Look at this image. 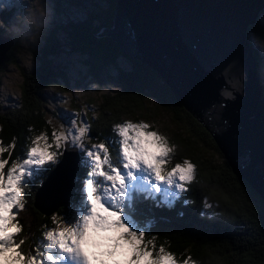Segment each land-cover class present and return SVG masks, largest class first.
Here are the masks:
<instances>
[{
    "label": "trees",
    "instance_id": "obj_1",
    "mask_svg": "<svg viewBox=\"0 0 264 264\" xmlns=\"http://www.w3.org/2000/svg\"><path fill=\"white\" fill-rule=\"evenodd\" d=\"M53 6L54 12L61 16L70 8L85 7L87 11L84 16H65V22L53 23L55 28L45 38L31 69L20 58L27 48L21 46L17 36L5 31V26L0 27V34L15 38L0 64V82L2 73L10 65L21 77L18 103L0 104V141L8 144L13 137L17 138L12 160L30 143L29 137L40 132L51 134L50 120L46 117L48 111L52 116L56 111L46 106L49 91L58 84L61 91L68 90L67 68L53 62L60 30L73 51L86 54L88 68L96 80L105 68L115 70L116 91L102 94L99 101L84 102L91 125L90 136L100 141L113 135V125L125 117L140 120L150 115L153 122L158 123L156 117L164 111L177 126L170 130L172 135L168 133L177 158L189 157L196 166L195 180L188 185L190 190L183 193L174 206H157L151 201L141 205L146 219L152 221L151 234L146 239L156 235V251L163 245L179 261L190 258L189 264H264V201L245 180L235 175L208 132L176 101L154 70L120 53L111 37H95L102 28L113 26L116 0H56ZM262 15L264 10L248 33L254 32L264 40ZM253 52L260 64V52L254 48ZM119 57L126 59L125 65H118ZM257 71L264 87V75L259 68ZM72 105L80 106L76 102ZM58 168L49 170L45 182ZM79 170L84 174L85 169L79 167ZM45 184L43 188L47 187ZM40 191L39 184L32 186V191L26 195L25 210L18 215L23 225L21 238L28 237L23 245L25 251L36 247L45 225L56 227L51 219L53 214L63 216L68 212L64 202L51 211L44 210L40 205L44 200ZM184 199L193 203L186 205ZM205 202L213 207L205 208Z\"/></svg>",
    "mask_w": 264,
    "mask_h": 264
},
{
    "label": "snow or ice",
    "instance_id": "obj_2",
    "mask_svg": "<svg viewBox=\"0 0 264 264\" xmlns=\"http://www.w3.org/2000/svg\"><path fill=\"white\" fill-rule=\"evenodd\" d=\"M84 116L63 113L58 129L29 137L15 160L17 138L0 141V264H189L190 258L179 261L163 245L156 251V235L146 239L152 221L141 205L174 206L190 190L196 166L184 159L167 170L175 146L144 121L116 124L113 135L90 143L91 125ZM66 152H75L86 171L76 177L68 212L53 214L56 227L45 225L36 247L25 251L28 237L21 238L18 215L26 195L32 186L44 187L46 174Z\"/></svg>",
    "mask_w": 264,
    "mask_h": 264
},
{
    "label": "water",
    "instance_id": "obj_3",
    "mask_svg": "<svg viewBox=\"0 0 264 264\" xmlns=\"http://www.w3.org/2000/svg\"><path fill=\"white\" fill-rule=\"evenodd\" d=\"M262 10L264 0H116L113 26L95 37L154 70L264 201V87L248 33ZM14 42L0 34V64Z\"/></svg>",
    "mask_w": 264,
    "mask_h": 264
},
{
    "label": "rangeland",
    "instance_id": "obj_4",
    "mask_svg": "<svg viewBox=\"0 0 264 264\" xmlns=\"http://www.w3.org/2000/svg\"><path fill=\"white\" fill-rule=\"evenodd\" d=\"M56 0H0V27L14 36H17V41L21 46L26 47L25 54L20 58L23 59L27 68H33L37 62V55L45 38L50 31L55 28L54 22H65L66 17H79L84 16L87 9L85 7H76L65 10V16L58 15L54 12L53 2ZM4 11V14L2 13ZM261 21H264V15L261 16ZM59 39L58 50L56 51L53 62L56 65H63L68 70V90L61 91L60 85L55 89H51L48 95L46 106L49 110H55L56 115H50L48 109L47 121L50 120L51 132L54 128H59L63 121L59 118L65 112H82L85 113L84 118L88 121L87 113L84 102L90 100L99 101L104 93H112L117 89V83L114 79L115 70L113 67H107L99 73V80H96L91 74L88 63L86 62V54L73 51L70 48V43L67 42L66 35L62 31H57ZM250 41L254 49L260 52V64L258 68L261 75H264V40L254 32H249ZM28 51V52H27ZM31 52V54L29 53ZM59 52V53H58ZM126 64V59L119 57L118 65ZM128 64V62H127ZM264 79V77L262 78ZM21 94V77L18 70L10 65L6 67L1 75L0 82V104H16L18 103ZM72 102L78 103L80 106L72 105ZM156 119L158 123L153 122V117L148 115L143 119H134L132 117H125L121 121L116 122L114 125L123 123L125 121L139 122L144 121L151 127L150 130L157 131L158 133L168 138V133L172 135L170 130L176 129V124L171 120L167 113L160 112ZM89 122V121H88ZM113 125V126H114ZM90 135V133H89ZM91 139L90 143H100ZM171 146V145H170ZM176 149V148H175ZM74 160L71 166L67 167L65 155L61 158V163L57 166L62 170L60 173L50 174L47 189L42 193L41 198H45L48 194L50 196L55 194L57 190H61L60 201L57 199L56 205L65 203L68 206V199L73 195L74 189L77 187L76 177H83L84 174L80 173L77 154L70 152ZM184 159L191 161L189 157H182L178 159L176 151L174 150L172 158L166 165L167 170H171L177 163H182ZM192 162V161H191ZM55 167L53 171L57 168ZM52 170V169H51ZM86 171V170H85ZM85 173V172H84ZM53 207H47L44 210L51 211ZM61 226H64L61 224ZM123 259V257H117Z\"/></svg>",
    "mask_w": 264,
    "mask_h": 264
},
{
    "label": "bare ground",
    "instance_id": "obj_5",
    "mask_svg": "<svg viewBox=\"0 0 264 264\" xmlns=\"http://www.w3.org/2000/svg\"><path fill=\"white\" fill-rule=\"evenodd\" d=\"M65 159H66V162H67V167H69V166H71L72 165V163H73V160H74V158H73V156L70 154V152H66L65 153ZM62 170L60 169V167L58 168V170L57 171H55L54 173H56V174H58V173H60ZM53 173V174H54ZM50 178H52V177H50ZM50 178L45 182L46 184V186H48L47 185V183H49L48 181L50 180ZM47 188L45 187V188H41V190L42 191H40V195H41V197H42V193L46 190ZM60 195H61V190H57L56 192H55V194H53V196L51 195L50 196V194H48L45 198H42V199H44L43 200V202L40 204L41 205V207L43 208V207H53L54 205H56V201H57V199H59L58 201H60ZM44 209V208H43Z\"/></svg>",
    "mask_w": 264,
    "mask_h": 264
}]
</instances>
